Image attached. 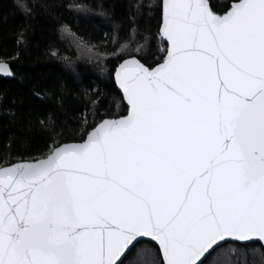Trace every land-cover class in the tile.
<instances>
[{"label": "snow or ice", "instance_id": "6c2138e0", "mask_svg": "<svg viewBox=\"0 0 264 264\" xmlns=\"http://www.w3.org/2000/svg\"><path fill=\"white\" fill-rule=\"evenodd\" d=\"M128 3L111 49L58 29L69 65L116 60L127 112L86 91L79 132L49 114L46 151L0 158V264H264V0Z\"/></svg>", "mask_w": 264, "mask_h": 264}, {"label": "trees", "instance_id": "16d2710c", "mask_svg": "<svg viewBox=\"0 0 264 264\" xmlns=\"http://www.w3.org/2000/svg\"><path fill=\"white\" fill-rule=\"evenodd\" d=\"M209 1L221 8L235 2ZM92 7L85 15L68 10L67 0L61 7L36 0H0V61L7 59L15 73L14 78L0 77V158L16 161L46 151L40 121L49 114L57 117L63 134L70 135L69 129L79 132L80 118L92 119L91 111H86V91L97 89L103 94L100 111L126 114L114 79L115 59L107 57L103 65L87 59L69 65L64 60L75 58L76 51L61 39L62 23L97 46L108 42L109 49L114 28L118 26L121 37L128 29V0H96ZM105 8L111 9L107 15L101 14ZM140 26L147 27L151 36L157 22L144 16ZM97 50L102 51L92 49Z\"/></svg>", "mask_w": 264, "mask_h": 264}, {"label": "water", "instance_id": "95a60500", "mask_svg": "<svg viewBox=\"0 0 264 264\" xmlns=\"http://www.w3.org/2000/svg\"><path fill=\"white\" fill-rule=\"evenodd\" d=\"M210 2V1H209ZM234 3V2H233ZM210 6H211V3H210ZM0 62H2V61H0ZM11 65V64H10ZM0 77H3V78H6V79H10L11 77H5V76H3V75H0ZM114 79H115V76H114ZM115 83H116V86H117V89L119 90V92L122 94V90H120L119 89V86H118V83L116 82V80H115ZM125 102V104H126V101H124ZM127 106V105H126Z\"/></svg>", "mask_w": 264, "mask_h": 264}, {"label": "rangeland", "instance_id": "374dc122", "mask_svg": "<svg viewBox=\"0 0 264 264\" xmlns=\"http://www.w3.org/2000/svg\"><path fill=\"white\" fill-rule=\"evenodd\" d=\"M83 14H85V13H83ZM86 15V14H85Z\"/></svg>", "mask_w": 264, "mask_h": 264}]
</instances>
